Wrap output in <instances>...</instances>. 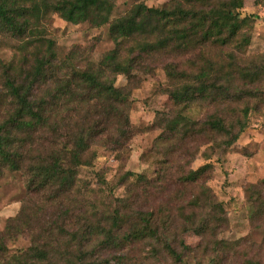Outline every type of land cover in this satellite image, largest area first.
Wrapping results in <instances>:
<instances>
[{"label":"rangeland","instance_id":"374dc122","mask_svg":"<svg viewBox=\"0 0 264 264\" xmlns=\"http://www.w3.org/2000/svg\"><path fill=\"white\" fill-rule=\"evenodd\" d=\"M175 2L117 0L112 17L126 14L139 3L165 7ZM240 11L243 16L260 17L249 20L245 26L244 31L250 38L245 48L238 44L223 48L208 45L185 53L171 50L156 53L142 57L132 74L117 76L116 85L128 87L132 134L123 139L126 147L121 150L113 149L110 135L96 140L90 152L96 153L94 166L80 168L78 187L73 191L57 197L53 189L35 192L29 186L27 169L4 171L0 176V234L10 219L21 214L22 219L30 222L24 232L7 241L4 255L10 257L27 249L40 233L42 239L51 226L53 236L60 242L64 238L59 234V227L69 228V233H62L67 238L98 224L107 232L114 228L118 210L137 216L144 209H160L171 219L168 231L161 228L160 233L170 235L179 252L184 251L183 246L190 248L183 262L170 258L162 241L128 239L129 225L124 222L121 230L112 232L111 238L106 237L105 231L93 237L88 249L94 251L98 264H264V0H243ZM48 39L54 40L56 54L66 64L61 78L74 68H97L105 54L115 48L109 24L72 23L51 13L41 22L40 31L32 36L17 39L0 32V73L4 64L13 62L17 68L23 65L31 58L24 56L31 54L32 49L44 51ZM23 43L32 48L24 49ZM206 61L223 63L228 70L233 63L230 84L223 78L219 83L229 84L234 96L227 103L222 102L223 96L214 103H195L184 113L200 123L218 113L236 124L238 119H244V109L248 108V125L231 146H226L225 137L216 132H197L183 141L169 142L164 137L166 126L178 108L170 93L175 82L167 76L165 66L173 63L194 77ZM210 78H216V73L211 72ZM0 87L3 89L1 81ZM107 105L101 102L96 107L86 105L82 109L71 107V111H63L59 122L61 140L67 133L64 127L75 129L77 124L89 122L85 119L88 114L104 122ZM9 107L8 99L0 103V122L7 117ZM41 139L50 140L51 136L43 133ZM39 152L33 151L31 156ZM206 164L212 168L211 172L191 186L183 187L172 178ZM126 171L142 173L153 183H139L134 178L122 182ZM163 175L171 178L164 189L163 183L156 180ZM202 183L210 187L214 202L223 207V211L214 207L197 210L198 222L209 215L217 216L210 218L206 237L185 224L189 210H182L193 195L200 193ZM135 219L133 216L131 221Z\"/></svg>","mask_w":264,"mask_h":264},{"label":"trees","instance_id":"16d2710c","mask_svg":"<svg viewBox=\"0 0 264 264\" xmlns=\"http://www.w3.org/2000/svg\"><path fill=\"white\" fill-rule=\"evenodd\" d=\"M116 2L0 0V32L3 34L17 39L32 36L40 31L41 22L49 14L57 13L72 23L91 21L97 26L109 24V34L115 42V48L105 54L97 68H74L73 72L64 75L65 78H61V75L66 64L58 58L53 39H48L44 51L32 49L31 54H26L24 58H31L25 59L26 62L20 67L14 66L13 62L3 65L0 103L8 99L10 107L7 117L0 122V176L6 169L16 171L25 168L29 172V186L35 192L53 189L57 197L73 191L78 187L80 168L94 166L96 153L90 152L96 140L110 135L113 149L121 150L126 147L123 139L127 140L132 134L128 87L116 85L119 74L130 75L142 57L170 50L185 53L197 47L216 45L223 48L233 44L245 48L250 43L245 26L249 20L260 18L257 14L242 15L240 9L243 0H176L173 5L165 7H149L139 3L126 14L112 17ZM28 47L31 46L23 43L24 49ZM231 60H235V57ZM232 64L228 70L223 63L206 61L194 77H190L183 68L177 69L173 63L165 66L167 76L175 82L170 87V93L178 108L166 126L165 140L183 141L197 132H216L225 137L226 146H231L240 138L248 125V108L244 109V119H238L236 124L228 121L226 115L218 113L201 123L184 113L195 103H214L220 96H223L224 103L232 100L234 95L229 85ZM211 72L216 73V78H210ZM222 78L229 84L221 85L219 82ZM101 102L108 104L104 122L88 114L85 119L89 122L77 124L75 129L68 125L64 127L67 133L61 140L59 132L62 126L59 122L63 111H71V107L82 109L86 105L96 107ZM102 124L111 126L108 128ZM43 133L50 134L51 139L42 140ZM173 148L171 146L170 150ZM33 151L40 152L33 157ZM211 170L210 165L206 164L172 178H176L183 187L191 186ZM130 178L139 183H153L144 174L133 171H126L121 181ZM156 180L163 183L161 188L164 189L171 178L163 175ZM202 184L200 193L193 195L182 210H189L185 224H190L197 234L206 237L210 218L216 219L217 216L209 215L198 222L197 210L214 207L223 211V207L214 202L210 187ZM164 212L144 209L137 216H131L118 210L114 217V228L110 231L106 232L98 224L80 233L74 232L71 238L62 234L69 233L68 227H59V234L64 238L60 242L57 241L59 238L53 236L51 226L44 232V240L40 233L30 247L7 257L4 255L7 241L30 226V222L22 219L21 214L10 219L0 234V264H98L93 257L94 251L88 249L93 237L105 231L106 237L111 238L112 232L121 230L124 222L129 225L128 239L162 241L170 258L183 262L190 248L183 246L184 251L179 252L170 235L160 233L161 228L168 231L171 224L170 217L164 216ZM133 216L135 221H131Z\"/></svg>","mask_w":264,"mask_h":264}]
</instances>
